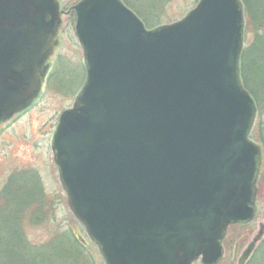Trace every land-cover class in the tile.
<instances>
[{
  "label": "water",
  "instance_id": "obj_1",
  "mask_svg": "<svg viewBox=\"0 0 264 264\" xmlns=\"http://www.w3.org/2000/svg\"><path fill=\"white\" fill-rule=\"evenodd\" d=\"M73 10L86 75L51 138L69 209L105 264H217L228 226L256 217L263 163L242 1L151 29L122 0ZM61 13L0 0V123L39 96Z\"/></svg>",
  "mask_w": 264,
  "mask_h": 264
},
{
  "label": "rangeland",
  "instance_id": "obj_2",
  "mask_svg": "<svg viewBox=\"0 0 264 264\" xmlns=\"http://www.w3.org/2000/svg\"><path fill=\"white\" fill-rule=\"evenodd\" d=\"M58 1L62 10L58 33L59 46L50 59L51 68L47 73L41 96L31 107L0 124V191L15 171L22 170L23 176L18 175V178L28 182L35 174V181L38 180L47 212L45 216L41 214L40 218L38 216L37 219L28 218L24 221L23 230L27 240L34 245L53 244L56 239L65 240L68 236L72 245L78 246L81 254L85 256L86 264H105L97 246L69 209L51 149V138L59 115L64 109L72 106L85 79L83 53L75 34V12L72 8L79 0ZM122 1L142 19L148 29L181 19L198 2ZM262 120L264 123V114ZM256 121L257 115L250 138L261 146L263 153V141L259 138L264 139V135H259L256 131L252 136ZM257 187L256 217L244 228L237 225L228 226L222 240L223 256L217 264H264V156ZM34 250L37 254L35 256L40 253L45 255L44 250ZM4 254L0 252L1 257H4ZM38 262L39 259L35 263Z\"/></svg>",
  "mask_w": 264,
  "mask_h": 264
},
{
  "label": "trees",
  "instance_id": "obj_3",
  "mask_svg": "<svg viewBox=\"0 0 264 264\" xmlns=\"http://www.w3.org/2000/svg\"><path fill=\"white\" fill-rule=\"evenodd\" d=\"M242 2L245 12V43L240 59V73L244 86L257 105V121L252 136L256 131L264 135V0ZM259 139L263 141L264 156V139ZM18 175L23 176V171H15L0 191V231L3 232H0V252L6 254L0 256V264H36L38 259V264H86L85 256L78 246L72 245L68 236L65 240L56 239L53 244L34 245L27 240L23 230L24 221L28 218L37 219L38 216L40 218L41 214L45 216L47 211L38 180L35 181L36 175L28 178L30 182L19 179ZM262 242L264 245V239ZM38 248L44 250L45 255L40 253L35 256L37 254L34 249Z\"/></svg>",
  "mask_w": 264,
  "mask_h": 264
}]
</instances>
